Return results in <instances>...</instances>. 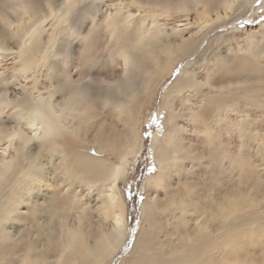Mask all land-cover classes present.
<instances>
[{
	"label": "bare ground",
	"instance_id": "bare-ground-1",
	"mask_svg": "<svg viewBox=\"0 0 264 264\" xmlns=\"http://www.w3.org/2000/svg\"><path fill=\"white\" fill-rule=\"evenodd\" d=\"M132 1L142 10L137 17L128 8L122 10V1L107 10L97 0H0V23L6 19L8 25L0 34V61L12 59L10 69L0 72V244L17 245L13 264H215L214 257L205 255L210 247L218 248L224 261V253H229L235 264H257L237 258L245 250L251 252L254 240L262 236L248 227L257 225L264 233V210L238 220L248 199L264 200L260 182L242 157L234 161L232 169L241 172L230 186L210 196L206 212L218 220L217 229L192 220L190 228L185 225L187 231L196 232L197 241L189 238L181 248L175 247L173 257H165L162 250L166 245L172 250L175 234L155 218L159 203L151 205L148 199L141 207L147 226H141L129 260L118 258L125 254L129 232L119 180L127 174L129 156L141 148V113L154 85L200 39L198 35L183 38L181 29L170 25L174 14L189 19L185 25L202 34L213 24L233 20L254 0ZM11 33L18 37L13 36V45L8 41ZM245 34L241 41L232 34L235 44L226 41L223 50L217 48L209 59L203 60V50V76L193 69L165 91L164 124L169 128L153 139L157 171L145 179L149 191L164 188L162 180L171 165H163L171 163L179 170L192 156L183 142L188 126L193 133L203 131L216 155L224 151V144L208 129L214 111L224 122H234L243 137L241 147L248 149L250 107L256 105L264 112V29ZM19 77L29 82L21 86ZM203 88L212 94H204L196 105L191 98L203 94ZM107 104L116 110V125L109 117L91 125ZM5 109L14 113L4 115ZM228 110L237 119L226 116ZM89 142L96 145L94 155L88 151ZM206 171L216 173L214 166ZM157 178L159 182L153 183ZM250 178L253 182L246 184L252 186L245 191ZM57 183L65 187L62 195ZM235 189L242 197L239 207L221 214L220 201ZM183 191H187L185 182ZM252 191H263L261 198ZM39 194H43L41 210L32 218L34 224L21 221V204L32 200L35 209ZM87 194L94 195L92 207L87 205ZM247 237L249 242L242 244ZM189 250L193 253L185 254Z\"/></svg>",
	"mask_w": 264,
	"mask_h": 264
},
{
	"label": "rangeland",
	"instance_id": "rangeland-1",
	"mask_svg": "<svg viewBox=\"0 0 264 264\" xmlns=\"http://www.w3.org/2000/svg\"><path fill=\"white\" fill-rule=\"evenodd\" d=\"M97 1L102 3L103 9L107 7V10L109 8L110 10H113L114 7L120 6L119 2L122 1V10L128 8L130 10V14L133 17H137L139 13H142V10L139 9L132 0ZM250 5L251 6H248L246 10H243L241 13L236 14L233 20H228L225 23L219 22L217 24H213L208 27L202 34L198 32V28H196L195 26L185 25V23L188 22L189 19H185V17L179 14H174L170 25L174 29H181V35L183 38H186L190 35H198L200 39L196 43L193 42L188 51L183 54V57L176 60L171 69L163 75L161 81L158 84L154 85L151 99H149L145 104L143 112L141 113L142 122L140 125V129L142 128V132L140 134V139L138 142V146H141V148H137L138 151L129 156L130 165H128L127 174L119 180V189L126 202V218L128 222L127 224L129 227V232L127 235V243L125 244V247H123V253L125 252V254L123 256L119 255L118 258L123 259L124 261L129 260V249L133 247L141 226H147L146 222L144 221V215L142 214V206L144 203H147L148 199L151 202V205L153 203H159L157 204L158 209H155L154 211L155 218L159 219L163 226L167 224L170 230L169 232L175 234V242L172 250L170 249L169 245H166L162 250L165 257H173L175 247L181 248L184 242H187L189 238L195 240V242L197 241L199 237L196 232L190 230L187 231V227L185 225L187 224L189 226L188 228H190L192 220H196L198 222H201L202 224L208 222L210 228L217 229L218 220L215 217L208 216L206 208L210 204V196L214 195L215 191L217 190L218 192H220L221 190V193H223L226 188L230 186L231 179L236 178L238 173L241 172L232 169V166L236 167L234 161L239 157H242L251 167L249 169L251 176L253 178H256L260 182V185L264 191V112H262L260 110V107L256 105L250 107V118L249 123L247 124L249 125V127H247L248 133L246 135H252V138L251 140L247 141L249 144L248 149H246L245 147L244 150V148L241 147L243 137L239 136L237 130L234 128V122H224L223 118H219V116H221L220 113L214 111L209 115L211 120L208 124V129L211 131L213 136L218 138V142L220 141L221 144H224V151H221L218 155H216L208 145V138L204 133H202L203 131L199 133H193L191 130H189L188 126L185 132V140L183 142L185 143L186 147H189L191 149L192 156L183 161V164L179 167V170L178 167L175 168V166L171 163L163 165V167L171 165V167H169L168 169L169 172L162 180L164 185L163 189L157 187L149 191V187L145 182L146 177L154 174L149 172V169L152 168L153 165L155 166L152 159V148L154 142L153 139L155 137L159 138L163 136L164 131L166 132L165 127L169 128V124H164L165 119L167 118V111H165L167 110V108L166 105L163 104L165 103L164 100L166 98L165 91L177 78L182 77L185 73L190 72L193 69H199L201 77L203 76L202 67H204V65L200 63L203 50H205L203 54V60H205L207 57L209 59L210 54L217 48H222L223 50L226 41H233L234 43L233 38L241 41L240 36L246 35L245 33L247 31L253 29H264V0H254ZM6 21V19H3V24L0 23V34L1 32H5L6 28L8 27ZM171 26L167 25L166 28L168 29V31ZM146 27L148 28L150 26L147 25ZM16 31L17 30H13V32ZM227 34L229 36H227ZM232 34L234 36L233 38L231 37ZM13 36L18 39L16 34L11 33L8 40L10 45H13ZM164 60L165 57L162 56L160 63L162 64ZM11 65L12 59L9 57H5V59L0 61V72L3 71L4 73H6L8 69H10ZM42 78L43 77H41V81L43 80ZM144 78H146L145 75ZM18 79L20 81L19 85L21 86L29 82V78L24 79L22 77H19ZM3 85H5V82H3ZM7 87L9 92L11 83L7 84ZM13 88L16 89L17 86ZM204 94L209 95L212 94V92L209 91V89L203 88V94H196L191 98V100L196 102L197 105L201 102V97ZM177 105H179V107L183 106L181 102H179ZM106 106L108 107L107 109ZM179 107H177V110H179ZM11 111L14 113L13 110L5 109L4 115H6V113L10 114ZM98 116L92 118L93 120L91 125L96 124L98 120L100 121L105 117H109L110 121L112 120L111 122L115 124V120H117L118 117L116 114V110L113 109L110 104L104 105L102 112L98 114ZM226 116H230L232 119H237L236 114L230 112V110L226 112ZM178 122L180 124L184 123L182 119H180V121L178 120ZM220 123H223L224 125H221ZM117 125H119L120 128L121 125ZM184 125L187 124L184 123ZM146 131L150 134L149 136L143 135V133H145ZM86 145L89 147L88 151L94 155L96 151V145L90 142L86 143ZM240 152H242L243 155H240ZM11 154H14L12 149ZM113 156L114 155H111V157ZM207 159L211 160L212 163H207ZM207 166H214V170L216 173L206 171ZM244 172H246L245 169ZM52 175L53 174H51V176ZM57 175L61 176L60 174ZM183 182L187 184V191H185V193L183 191ZM252 182L253 181L251 178L249 180H246L245 186L243 187L245 191L250 190L252 185L249 186L247 184H251ZM57 188L61 192L60 195H62L64 193L63 189L65 187L63 185H60V183H57ZM213 188L216 190H214ZM263 191H261L260 193L252 191V195H257L260 199L262 196L261 193H263ZM140 195H143V201H140ZM93 196V194H87L85 197L87 205L91 207L96 203ZM41 197H43V194H39V196H36L35 209L34 205L32 204V200L26 201L21 204L20 207L21 211L23 212L21 215H24L21 221H26L27 219L31 224H34L32 218L35 216V213L39 214V211L41 210L40 204L42 200H39ZM95 199L97 200V197ZM174 204L177 206L173 207ZM244 207V214H240L238 216V220L240 221L245 219L247 215L253 211H263L264 200L251 201V199H248L247 204ZM91 216L93 218L96 216L95 209H93V211L91 212ZM229 220L232 221L233 218H229ZM175 224L177 225V228L179 230L183 231H176V226H174ZM20 225H23V223H20ZM248 228H254L256 232L253 234L257 235L261 233L262 236L261 238L254 240L253 249L251 250V252H247V250H245V252H243L242 254H238L237 258H246L250 261H255L257 264H262L264 253H261V250H264V233L258 230L259 227L257 225H253ZM248 234L249 231H247V236ZM165 238L166 236L164 237V239ZM41 241H43L42 237L40 238L39 242ZM248 242L249 238L247 237V239H245V242H243L242 244H246ZM18 243H20V241H18ZM16 247L17 245L13 244H8L7 246H2L0 244V264H13V251ZM188 248L190 249V247ZM192 253L193 250L185 251V254L187 255H190ZM224 254V258L226 259V261L222 259L220 251H218L214 256V263L235 264L233 263L235 262V259L232 257L233 255H230L229 253ZM107 263L110 262L108 261ZM236 264L239 263L237 262Z\"/></svg>",
	"mask_w": 264,
	"mask_h": 264
},
{
	"label": "snow or ice",
	"instance_id": "snow-or-ice-1",
	"mask_svg": "<svg viewBox=\"0 0 264 264\" xmlns=\"http://www.w3.org/2000/svg\"><path fill=\"white\" fill-rule=\"evenodd\" d=\"M155 122V121H153ZM143 135L145 136H149L150 134L146 131L145 133H143ZM10 139H14L15 136H10ZM157 171L156 167L153 166L152 168L149 169L150 173H155ZM159 182V178L155 179L153 181V183H158ZM239 192L238 189L233 190V192L228 193L225 195V197L223 198V200L220 201L219 203V209L221 214L225 213V212H229V211H235L239 205H240V201H241V195H238L237 193ZM144 197L143 195H140V201H143ZM177 205H173V207H176ZM219 251L218 248L216 247H210L205 251V255L207 256H212L214 257L217 252ZM88 255H92V252L89 251L87 253Z\"/></svg>",
	"mask_w": 264,
	"mask_h": 264
}]
</instances>
